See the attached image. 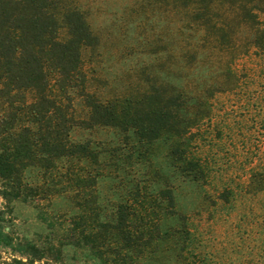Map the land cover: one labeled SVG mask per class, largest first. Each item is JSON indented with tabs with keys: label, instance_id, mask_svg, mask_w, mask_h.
<instances>
[{
	"label": "trees",
	"instance_id": "1",
	"mask_svg": "<svg viewBox=\"0 0 264 264\" xmlns=\"http://www.w3.org/2000/svg\"><path fill=\"white\" fill-rule=\"evenodd\" d=\"M136 13L157 29L135 37L129 53L148 57L126 62L99 91L84 51L100 38L74 1L0 0V245L12 254L4 264H219L177 192L211 176L194 148L219 95H240V116L264 130V83L255 84L264 76L240 67L264 56V0H141ZM77 127L115 135L76 141ZM28 169L39 180H27ZM101 180L110 182L106 205ZM242 192H264V163L217 198L229 204ZM17 201L37 210L45 241L8 228Z\"/></svg>",
	"mask_w": 264,
	"mask_h": 264
},
{
	"label": "rangeland",
	"instance_id": "2",
	"mask_svg": "<svg viewBox=\"0 0 264 264\" xmlns=\"http://www.w3.org/2000/svg\"><path fill=\"white\" fill-rule=\"evenodd\" d=\"M72 1L84 12L91 28L99 35L100 44L93 51L86 49L84 59L87 70L93 75L92 87L105 91L104 78L114 79L131 59L146 58V54L129 52L137 47L135 37L141 33L152 34L157 27L147 13L141 16L142 19L137 15L141 0ZM147 45V49L154 46L151 43ZM241 64L243 66L240 67L249 69L250 73L264 76L263 55H251L244 58ZM262 83L264 78L255 79V84ZM263 94L264 91L261 96ZM242 101L244 99L240 95L231 93L217 97L212 123L206 122L201 127L202 134L198 137L197 148H194L196 155L198 151L199 155L210 161L211 176L203 185L197 182L182 183L177 192L178 204L187 214L195 236L197 233L202 235L206 248L214 253L219 264L264 263V192H242L229 204L217 198V193L225 185L235 186L248 176L251 167H261L264 163V130L251 131L250 122L240 116L246 108ZM114 135L110 129L77 127L71 132L76 141L112 138ZM195 142L197 144V134ZM26 179L39 180L34 169L26 171ZM109 185L108 180L99 183L100 202L103 205L113 200ZM42 203L47 205L45 200ZM2 205L0 199V207ZM11 206L12 211L6 216L8 228L15 236H26L37 243L50 236L31 203L17 201ZM11 256V251L0 245V264L9 261Z\"/></svg>",
	"mask_w": 264,
	"mask_h": 264
}]
</instances>
